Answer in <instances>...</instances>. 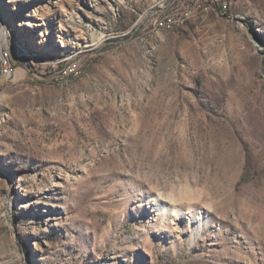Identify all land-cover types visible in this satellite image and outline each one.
I'll use <instances>...</instances> for the list:
<instances>
[{"label": "rangeland", "instance_id": "1", "mask_svg": "<svg viewBox=\"0 0 264 264\" xmlns=\"http://www.w3.org/2000/svg\"><path fill=\"white\" fill-rule=\"evenodd\" d=\"M2 26L34 66L0 86V264H264V0H0Z\"/></svg>", "mask_w": 264, "mask_h": 264}, {"label": "built area", "instance_id": "2", "mask_svg": "<svg viewBox=\"0 0 264 264\" xmlns=\"http://www.w3.org/2000/svg\"><path fill=\"white\" fill-rule=\"evenodd\" d=\"M215 1V8L222 9L224 12L227 13L229 10V1L233 0H214ZM185 6L183 8H187ZM209 8L203 9V11L208 10ZM202 11V12H203ZM182 17H174L169 16L168 18L163 21V24H170L172 21L177 20L180 21ZM6 53H11V48L8 40L4 36L2 29L0 28V86L3 81L8 80L11 76L15 75L16 68H14L9 61L6 60ZM23 60V58H21ZM34 63L24 62L23 60V68H32ZM77 67L75 63H65L62 65L57 71H68L69 73H76Z\"/></svg>", "mask_w": 264, "mask_h": 264}, {"label": "water", "instance_id": "3", "mask_svg": "<svg viewBox=\"0 0 264 264\" xmlns=\"http://www.w3.org/2000/svg\"><path fill=\"white\" fill-rule=\"evenodd\" d=\"M5 27H1L3 33H4V36L6 37V39L8 40L9 44H10V48H11V58L13 60V62L15 63L16 66H19L23 63V60H21L20 58H23V59H26V55L24 53V51L18 46L16 45V43H11V41L9 40L10 39V36H9V33H8V30L7 28L6 31L4 30Z\"/></svg>", "mask_w": 264, "mask_h": 264}, {"label": "bare ground", "instance_id": "4", "mask_svg": "<svg viewBox=\"0 0 264 264\" xmlns=\"http://www.w3.org/2000/svg\"><path fill=\"white\" fill-rule=\"evenodd\" d=\"M221 12H224L222 9H221ZM4 30L6 31V29L4 28ZM21 59V58H20ZM6 60L9 61V63L14 67V68H17V66L15 65V63L13 62V60H11L10 56H9V53H6ZM24 62H28V63H31V61L29 60V56L26 55V59H23ZM20 66H23V63L20 65Z\"/></svg>", "mask_w": 264, "mask_h": 264}]
</instances>
